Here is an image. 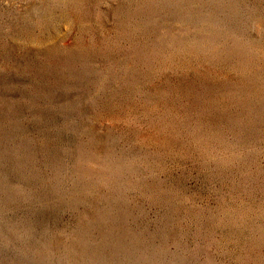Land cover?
<instances>
[{
  "label": "rangeland",
  "instance_id": "obj_1",
  "mask_svg": "<svg viewBox=\"0 0 264 264\" xmlns=\"http://www.w3.org/2000/svg\"><path fill=\"white\" fill-rule=\"evenodd\" d=\"M0 264H264V0H0Z\"/></svg>",
  "mask_w": 264,
  "mask_h": 264
}]
</instances>
